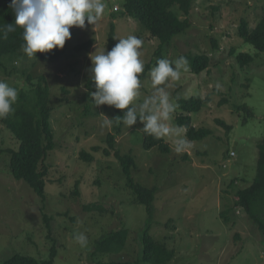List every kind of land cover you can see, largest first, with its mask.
Returning <instances> with one entry per match:
<instances>
[{
    "label": "rangeland",
    "instance_id": "1",
    "mask_svg": "<svg viewBox=\"0 0 264 264\" xmlns=\"http://www.w3.org/2000/svg\"><path fill=\"white\" fill-rule=\"evenodd\" d=\"M104 2L105 13L99 25L93 28L86 21L84 29L73 27L72 39L66 41L71 55L77 45L94 38L97 44L91 52L58 62L41 61L34 69L35 76L48 77L57 104H63L64 99L69 101L53 114L57 148L48 161L55 165L52 178L59 184L49 183L47 198L43 200L26 183L17 182L10 175V158L0 154V264L17 254L49 259L53 245L46 241L44 216L53 217L50 225L58 241L55 264L113 261L152 264L142 261L139 244L148 222L147 207L137 203L129 189L115 156L117 149L124 154L133 153L139 164L134 172L138 183L147 188L158 187L151 234L176 250L177 257L170 264H264L263 236L250 227V221L244 222L245 214L237 215V211L230 209L234 189H244L257 178L259 144L264 140V52L259 53L239 35L243 19L256 27L264 14V0H195L188 17L192 27L164 50L163 59L169 60L181 55L187 59L196 54L212 57L209 72L196 75L189 65L179 81L168 85L172 97L211 95L213 99L194 121V127L209 129L211 135L202 141H192V148L181 154L175 152L172 137H164L170 144V153L159 149L146 151L140 122L130 129L124 125L114 147L108 143L113 125L105 126L103 115L113 118L116 109L108 105L96 107L86 94L84 85L92 64L90 54L109 51L107 31L113 16L118 19L117 39L136 36L138 31L123 22L125 0ZM142 40L140 59L144 65L152 59L157 61L159 40L148 34ZM214 41L219 45L218 51ZM233 50L251 54L253 63L242 68ZM28 58L21 57L23 68L31 61ZM73 68L78 72H72ZM22 77L17 71L13 77H7L0 70V80L13 87L25 86ZM218 82L222 85L220 91L215 88ZM66 84L68 93L62 91V85ZM153 91L147 75L142 81L140 100ZM224 98L228 103L223 102ZM244 105L251 107L253 117L248 110L238 109ZM179 112L177 108L173 125H177ZM217 120L232 126V132L219 126ZM10 135L0 122V143L4 149L8 145L18 146ZM107 150L111 156L106 155ZM84 151L95 157L92 165L81 160ZM60 173L66 174L65 177ZM76 180L81 181L80 196L72 194ZM234 180H239L236 185L240 187L233 186ZM88 205H98L103 211H88L85 209ZM223 211L229 212L230 223L221 217ZM123 229L130 234L125 248L111 253L98 249L110 232ZM77 232L87 235V247L82 248L74 241Z\"/></svg>",
    "mask_w": 264,
    "mask_h": 264
},
{
    "label": "trees",
    "instance_id": "2",
    "mask_svg": "<svg viewBox=\"0 0 264 264\" xmlns=\"http://www.w3.org/2000/svg\"><path fill=\"white\" fill-rule=\"evenodd\" d=\"M194 1L195 0H125L123 22L128 26L132 25L131 27L133 29H137L138 33L136 36L140 39H143L147 34L152 38L158 39L160 46L156 52V56L159 57V59H163L162 54L167 46H171L177 36L186 33L192 27L190 18L188 17L191 14ZM10 4L11 0H0V26L15 24V15L9 7ZM115 10L120 11V8L116 7ZM180 13L187 18L183 19ZM112 19L113 21L110 22L111 26L108 29L109 31H107L109 33L107 44L109 51L115 46L117 38L119 37L117 35L118 27L116 23L118 19L116 16H113ZM132 20L135 22L134 25L132 24ZM136 23H138V26ZM239 35L242 40L251 44L259 53H263L264 14L259 19L256 27L253 28L247 19H243L239 27ZM23 43L22 29L20 28H16L14 32L8 33L7 39L0 38L1 72L7 77H13L17 71L20 72L23 76L22 78L25 79L24 87H15L19 95L17 103L14 105V113L6 119H0L6 132L11 134L10 136L18 143V146L11 147L8 145V147L4 149L2 147L3 143H0V154H7L10 158L8 162L10 175L17 182L26 183L40 198L45 200L48 195L46 192L48 184H59L58 181L52 178L56 170L55 165L48 161L57 148V132L54 127L55 116L53 117V114L57 111V108H60L64 104H68L69 101L68 99H64L63 104H57V97H52L48 77L43 75L35 76L34 69L41 61L58 62L70 56L73 58L84 56L86 53L91 52V49L97 42L96 39L92 38L87 42L79 44L74 48L71 55H68L69 44L66 42L62 50L57 48L50 53H37V59L30 58L31 61H28L24 68L21 64V57L26 56L21 49ZM214 43L215 50L218 51L219 45L215 41ZM146 44L147 42L144 45ZM232 54L242 68H245L254 61V56L249 53L233 50ZM211 58L209 54L189 56L188 60L192 72L199 76L204 74V72H209L212 63ZM154 66H156V61H154V59L144 65L145 71L140 76L142 81L147 79L149 70ZM72 72L77 73L78 69L73 68ZM63 81L64 80L58 83H62ZM62 86V91L68 93V84ZM60 88L57 87L58 90ZM84 89L87 92L86 94L91 98V92L95 91V86L90 77L86 78ZM212 101L211 95L206 98L201 95L191 98L180 97L177 101L179 105L178 109L181 113L179 112L175 121L177 125L186 127V137L189 140L202 141L211 135L209 129L194 127V121L195 116H200ZM223 102L228 103V99L224 98ZM238 109L248 110L250 116L253 117L254 115L251 107L248 105L238 107ZM118 115L122 116L123 112L116 109L113 118ZM217 124L224 127L228 132H232L233 130L232 126L222 120H217ZM123 126L122 123L119 125L113 123V131L108 136V143L111 147L116 145L118 136L123 132ZM141 136L143 148L146 151L159 149L165 154L171 152L170 144L167 142L166 138L156 139L144 132L141 133ZM95 150L99 151V149ZM115 153L127 180V185L136 196L137 203L147 207L149 216L148 222L143 230L139 243L141 245V259L144 262L152 264H170L177 257L176 250L170 249L166 243L158 242L151 234L155 215L154 203L156 201L158 187L147 188L136 181L134 172L139 169V164L132 152L124 154L117 149ZM259 153L257 178L253 184L244 189H234L236 190L234 204H232V208L230 209L237 211V215L245 214L246 216L242 218L244 222L250 221L252 224L250 227L253 228L255 232L259 231L264 238V140L259 144ZM106 155L111 156L112 153L107 150ZM232 156L234 157L235 154H231V157ZM81 160L84 161L85 164L92 165L95 161V157L84 151L81 153ZM60 175L65 177L66 174L62 175V173H60ZM59 181L63 182L64 180L62 181L60 179ZM238 181L239 180H234L233 186L234 184L236 185ZM80 184L81 181H75V190L72 193L74 196L81 195ZM237 187L240 186L238 185ZM55 189H58V187H55ZM62 195H65V193ZM85 209L88 211H103V208L98 205H88ZM228 213L227 211H223L221 217L227 223H230ZM52 218V216H44L46 241L51 242L53 245L49 259L40 260L17 254L10 260L4 262V264H55L58 255V241L55 237V230L53 231L50 225ZM236 224L233 225V228ZM129 236L130 234L127 229L112 231L98 244V249L109 253L121 250L127 246ZM237 236L240 237L239 234ZM165 241L168 242L166 239ZM108 264L131 263L126 261H113Z\"/></svg>",
    "mask_w": 264,
    "mask_h": 264
},
{
    "label": "clouds",
    "instance_id": "3",
    "mask_svg": "<svg viewBox=\"0 0 264 264\" xmlns=\"http://www.w3.org/2000/svg\"><path fill=\"white\" fill-rule=\"evenodd\" d=\"M9 7L15 15L13 24L0 26V38L7 39L8 33L22 29L24 43L22 52L29 58L37 53H50L63 49L66 41L72 39L73 27L84 29L88 25L98 26L105 13L104 0H11ZM116 39V38H115ZM110 51H96L90 54L92 62L90 79L95 86L91 99L96 107L108 105L123 112L122 116L109 118L103 114L104 125L123 124L129 129L139 121L141 131L156 139L174 138V150L181 154L190 150L193 142L186 135V127L173 125L178 108L179 96L172 97L167 90L172 81H179L182 73L189 70L188 59L181 55L175 60L158 59L156 66L148 72L154 90L142 100L141 74L145 67L140 59L143 40L135 35L117 39ZM220 91L222 85H215ZM18 90L0 80V119L14 113ZM74 241L82 248L88 246V237L83 232L74 234Z\"/></svg>",
    "mask_w": 264,
    "mask_h": 264
}]
</instances>
